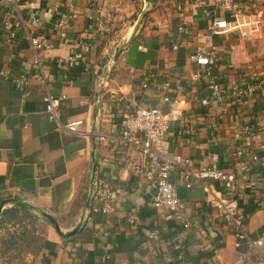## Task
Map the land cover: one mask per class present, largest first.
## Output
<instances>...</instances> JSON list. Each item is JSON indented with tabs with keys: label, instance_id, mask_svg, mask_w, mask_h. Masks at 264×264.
Segmentation results:
<instances>
[{
	"label": "crops",
	"instance_id": "crops-1",
	"mask_svg": "<svg viewBox=\"0 0 264 264\" xmlns=\"http://www.w3.org/2000/svg\"><path fill=\"white\" fill-rule=\"evenodd\" d=\"M253 1L252 10L263 16L261 38L242 39L238 31L213 38L218 46L213 69L218 81L236 87L246 69L260 71V90L246 109H239L235 102L202 104L199 99L208 98L209 90L191 79L196 66L189 61L190 51L208 43L209 24L215 16L225 15L217 0H0V204L19 198L52 214L64 231L84 218L75 240L46 222L42 232L46 244L39 254L28 257L27 264H264V245H236L232 227L207 188L225 193L219 181L192 180L187 186L181 171H174L185 218L191 222L184 227L180 221L165 219L163 210L153 205L155 189L143 174L129 169L138 156L122 142L126 113L143 105L167 109L164 91L143 87L150 75L158 82L183 84L195 96L186 107L185 125L175 122L171 127L169 152L190 158L192 169L207 165L215 151L222 167L237 164L252 142L246 136L235 139L234 132L248 122L264 130V0ZM144 11L147 16L133 41L106 70ZM64 13L73 18L58 28L56 21ZM180 14L186 34L178 27ZM95 15L104 20V33L98 30ZM9 16L12 26L6 27L3 20ZM15 20H21L19 26H14ZM6 31L14 34L11 45L1 37ZM32 36H47L51 42L41 53V64L33 62ZM230 44L239 46L232 64ZM49 91L64 96L62 124L82 120L78 132L48 118L44 97ZM191 123L195 132L181 136ZM93 141L95 184L102 179L123 188L111 212H104V202L95 197L86 209ZM258 172L254 168L238 179L245 185L238 200L252 239L264 230V182ZM131 215L136 223L129 222ZM0 264L6 263L0 260Z\"/></svg>",
	"mask_w": 264,
	"mask_h": 264
},
{
	"label": "built area",
	"instance_id": "built-area-1",
	"mask_svg": "<svg viewBox=\"0 0 264 264\" xmlns=\"http://www.w3.org/2000/svg\"><path fill=\"white\" fill-rule=\"evenodd\" d=\"M15 2V0H9ZM248 3H238L237 0H217L218 5L225 15L215 16L208 26L209 41L206 45H197L189 55V61L195 65L191 74V79L207 86L209 97L199 99L202 104L215 102H235L239 109H246L252 97L260 90L263 82L260 79V71L255 68L246 69L239 79L236 87L226 86L217 80L214 75V63L218 46L213 42V38L224 32L238 31L242 39L261 38L263 28V16L261 12L252 10L250 3L253 0H245ZM181 9V5H179ZM227 15V16H226ZM73 18L71 13H64L56 21L58 28H64ZM98 23V30L105 32L106 25L98 15H95ZM179 30L186 34L187 24L183 14H180ZM38 21V20H37ZM21 20H15L14 26H19ZM3 25L12 26L10 16L3 20ZM3 42L7 45L14 43V34L3 32L1 34ZM31 45L35 51L33 62L41 64L42 51L51 46L47 36L30 37ZM141 50L146 47L140 45ZM239 50L237 44L229 45V63L237 61L236 54ZM72 60V57L70 58ZM249 63V62H248ZM4 76L6 74L3 73ZM236 82V81H235ZM154 86L156 90L165 92L164 102L167 109L164 110L155 105H143L133 112H128L123 117L122 122V142L124 145L135 151L138 160L131 163L130 170L137 174H143L144 179L155 189L153 194V205L162 209L165 219L180 221L184 227H189L191 222L185 218L183 211L184 204L178 193V187L173 180V173L181 171L182 179L187 182V186L204 179L219 181L223 185L225 193L218 195L216 190L207 186L210 190L212 200L216 203L220 215L232 227L237 237L236 245L246 242L248 245L258 248L264 245V230L257 239H252L247 233L246 215L240 210L238 195L245 185L239 182V177L247 174L254 168L259 170V178L264 182V130L256 122H248L234 132L235 139L244 136L250 138L251 147L245 152L242 158L232 168H225L220 165V154L215 151L211 155V161L199 169L190 168L191 159L180 153H171L167 149L169 132L173 123L178 122L184 126L183 117L186 107L195 98L191 91L186 90L183 84L174 85L171 80L163 82L156 81L150 75H146L143 87ZM173 90V92H171ZM64 96H57L50 91L44 97L45 112L49 119L58 122L70 131L78 132L82 120H76L68 124L60 121V105ZM198 99V98H197ZM184 124V125H183ZM196 126L191 123L185 130L180 131V135L194 133ZM263 134V135H262ZM123 193L121 186H113L99 179L95 184L94 197L104 202L103 211L114 210V202ZM129 222L136 223L134 215L129 217ZM264 262V255L262 256Z\"/></svg>",
	"mask_w": 264,
	"mask_h": 264
},
{
	"label": "trees",
	"instance_id": "trees-1",
	"mask_svg": "<svg viewBox=\"0 0 264 264\" xmlns=\"http://www.w3.org/2000/svg\"><path fill=\"white\" fill-rule=\"evenodd\" d=\"M93 210L94 206L92 205L90 216L93 215ZM38 218L50 223L46 218L18 206H10L4 209L0 218L1 261L6 264H27L30 255H37L41 252L46 244L45 237L37 235L35 230L29 229L26 224L27 219L35 221ZM78 236L69 239L75 240Z\"/></svg>",
	"mask_w": 264,
	"mask_h": 264
},
{
	"label": "water",
	"instance_id": "water-1",
	"mask_svg": "<svg viewBox=\"0 0 264 264\" xmlns=\"http://www.w3.org/2000/svg\"><path fill=\"white\" fill-rule=\"evenodd\" d=\"M148 3H152V0H146ZM147 16V12L144 11L133 32L131 33V35L129 36L128 39H126L124 42H122V44L116 49V52L114 54V57H113V60L109 63V65L107 66L106 70H108V68H110L113 63L119 58V56L121 55V53L127 48V46L133 41L135 35H136V32L138 31L139 27L141 26V24L143 23V21L145 20ZM98 108L99 106L96 105L95 109H94V126H93V133L95 132L96 130V122H97V116H98ZM94 140V139H93ZM93 154H92V159H93V162H92V167H91V176H90V193H89V196L87 198V202H86V209H89L90 206H91V203L94 199V190H95V177H96V170H97V148H96V144H95V141H93ZM12 205V206H18V207H21V208H24V209H27L31 212H33L34 214L38 215V216H41L43 218H46L51 224H53L55 226V228L57 229V231L59 232L60 235L64 236V237H73V236H76L79 232V230L81 229V227L83 226V223H84V218H82L80 220V222L71 230H68V231H64L58 220L52 215L50 214L49 212L33 205V204H30L28 202H25L19 198H8V199H5L1 202L0 204V216L2 214V209L4 206L6 205Z\"/></svg>",
	"mask_w": 264,
	"mask_h": 264
},
{
	"label": "rangeland",
	"instance_id": "rangeland-1",
	"mask_svg": "<svg viewBox=\"0 0 264 264\" xmlns=\"http://www.w3.org/2000/svg\"><path fill=\"white\" fill-rule=\"evenodd\" d=\"M46 222H47L46 220L40 219V218L36 219L35 221H33V220L30 221L28 219L26 220V224H27L28 228L31 230L32 229L35 230L36 234L41 236V237H44L42 235V232L44 233Z\"/></svg>",
	"mask_w": 264,
	"mask_h": 264
}]
</instances>
